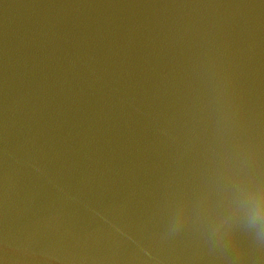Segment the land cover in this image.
I'll list each match as a JSON object with an SVG mask.
<instances>
[{"label":"water","instance_id":"95a60500","mask_svg":"<svg viewBox=\"0 0 264 264\" xmlns=\"http://www.w3.org/2000/svg\"><path fill=\"white\" fill-rule=\"evenodd\" d=\"M225 119L264 161L259 0H0V264H264L166 234Z\"/></svg>","mask_w":264,"mask_h":264},{"label":"clouds","instance_id":"9594fccd","mask_svg":"<svg viewBox=\"0 0 264 264\" xmlns=\"http://www.w3.org/2000/svg\"><path fill=\"white\" fill-rule=\"evenodd\" d=\"M220 132L224 145L214 155L202 192L173 207L166 234L175 236L192 226L211 248L223 250L239 233L264 249V161L251 148L227 140L226 119Z\"/></svg>","mask_w":264,"mask_h":264}]
</instances>
